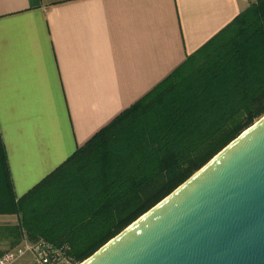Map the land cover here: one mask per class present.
<instances>
[{"label": "trees", "instance_id": "trees-1", "mask_svg": "<svg viewBox=\"0 0 264 264\" xmlns=\"http://www.w3.org/2000/svg\"><path fill=\"white\" fill-rule=\"evenodd\" d=\"M263 115L255 0L20 198L0 133V214L18 218L0 223V241L66 242L80 263Z\"/></svg>", "mask_w": 264, "mask_h": 264}, {"label": "crops", "instance_id": "crops-1", "mask_svg": "<svg viewBox=\"0 0 264 264\" xmlns=\"http://www.w3.org/2000/svg\"><path fill=\"white\" fill-rule=\"evenodd\" d=\"M254 1L0 0V133L16 197Z\"/></svg>", "mask_w": 264, "mask_h": 264}, {"label": "water", "instance_id": "water-1", "mask_svg": "<svg viewBox=\"0 0 264 264\" xmlns=\"http://www.w3.org/2000/svg\"><path fill=\"white\" fill-rule=\"evenodd\" d=\"M78 264H264V115Z\"/></svg>", "mask_w": 264, "mask_h": 264}, {"label": "built area", "instance_id": "built-area-1", "mask_svg": "<svg viewBox=\"0 0 264 264\" xmlns=\"http://www.w3.org/2000/svg\"><path fill=\"white\" fill-rule=\"evenodd\" d=\"M73 261L68 243L54 244L43 239H24L0 255V264H72Z\"/></svg>", "mask_w": 264, "mask_h": 264}, {"label": "rangeland", "instance_id": "rangeland-1", "mask_svg": "<svg viewBox=\"0 0 264 264\" xmlns=\"http://www.w3.org/2000/svg\"><path fill=\"white\" fill-rule=\"evenodd\" d=\"M4 215H9V214H0V223H5L6 222V221H4L5 220ZM10 215H14V214H10ZM24 239H27V238L24 237L22 240H24ZM8 247H9L8 241H0V248L1 249H6V248L8 249ZM16 264H20V263L18 262ZM72 264H78V262L76 261V259H75V261H73Z\"/></svg>", "mask_w": 264, "mask_h": 264}]
</instances>
